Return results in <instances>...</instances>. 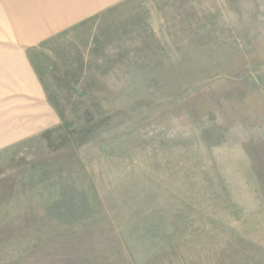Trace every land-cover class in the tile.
I'll return each mask as SVG.
<instances>
[{"label": "rangeland", "instance_id": "rangeland-1", "mask_svg": "<svg viewBox=\"0 0 264 264\" xmlns=\"http://www.w3.org/2000/svg\"><path fill=\"white\" fill-rule=\"evenodd\" d=\"M8 1L57 123L0 151V264H264V0Z\"/></svg>", "mask_w": 264, "mask_h": 264}, {"label": "crops", "instance_id": "crops-1", "mask_svg": "<svg viewBox=\"0 0 264 264\" xmlns=\"http://www.w3.org/2000/svg\"><path fill=\"white\" fill-rule=\"evenodd\" d=\"M23 26L14 6L0 0V151L57 123L28 55L41 36L25 35Z\"/></svg>", "mask_w": 264, "mask_h": 264}]
</instances>
